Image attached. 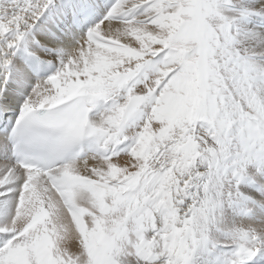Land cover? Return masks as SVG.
<instances>
[{
  "label": "snow or ice",
  "instance_id": "snow-or-ice-1",
  "mask_svg": "<svg viewBox=\"0 0 264 264\" xmlns=\"http://www.w3.org/2000/svg\"><path fill=\"white\" fill-rule=\"evenodd\" d=\"M0 264H264V0H0Z\"/></svg>",
  "mask_w": 264,
  "mask_h": 264
}]
</instances>
